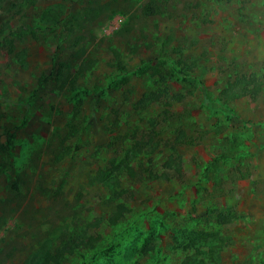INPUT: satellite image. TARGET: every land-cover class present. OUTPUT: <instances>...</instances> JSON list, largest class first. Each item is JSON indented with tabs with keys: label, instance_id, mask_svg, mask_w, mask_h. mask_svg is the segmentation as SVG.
Returning a JSON list of instances; mask_svg holds the SVG:
<instances>
[{
	"label": "rangeland",
	"instance_id": "rangeland-1",
	"mask_svg": "<svg viewBox=\"0 0 264 264\" xmlns=\"http://www.w3.org/2000/svg\"><path fill=\"white\" fill-rule=\"evenodd\" d=\"M147 1L0 6V145L14 152L0 176V264H38L69 241L61 264H264V0H158L164 13L144 17ZM238 75L263 91L228 113L217 100ZM165 87L184 99L169 100L177 118L155 142L180 127L198 144L148 154L166 101L139 102ZM171 155L181 176L123 174L128 193L114 198L112 160L161 173Z\"/></svg>",
	"mask_w": 264,
	"mask_h": 264
},
{
	"label": "trees",
	"instance_id": "trees-1",
	"mask_svg": "<svg viewBox=\"0 0 264 264\" xmlns=\"http://www.w3.org/2000/svg\"><path fill=\"white\" fill-rule=\"evenodd\" d=\"M6 1L8 2V0H0V6L4 5ZM165 5L166 2L160 3L158 0H148L141 7V14L144 17L161 15L164 13ZM10 52H12V49H10ZM179 64L185 65V67L188 68L189 71L192 70L194 66H196L195 62H193L192 65L186 63L185 58L183 59L181 58L179 60ZM117 68L122 71L125 70L120 61H118L117 63ZM165 82L166 79L163 78L162 83ZM262 91H263L262 78L257 77L255 75L252 76L238 75L237 77L234 78V80L228 81L224 86V88L222 89L217 100L218 106L222 110H225L226 112L230 113L232 110L231 106L234 102L246 97H251L252 99H256V97H258L262 93ZM163 99L166 101L165 102L166 109L162 114V120L159 121L158 119H152L151 121L152 129L149 131V135H148L149 142L146 141L148 142L147 143L148 154H150L149 153L150 151L152 152V150L156 149L158 146L162 144L155 142L157 141V135H158L156 132V128L162 125L171 124L177 118V114L171 110L172 103H170L169 100L182 102L184 99V95L181 94L171 95L168 87H165L163 92L161 91L160 94L158 93L146 94L139 102L141 108L147 109L152 103L161 102V100ZM81 103L82 102L79 101V103L76 105L77 109L81 110L80 107ZM196 144H198V141L194 137L189 135L182 128L178 127L175 129L174 136L164 140L162 146H164L166 149H169L174 153L178 148L191 147ZM139 146L141 147V143H139ZM0 154H2L3 156V161L0 167V176H2L5 173H7L12 168L13 165L14 152L10 142L0 145ZM170 157L171 158L163 166L166 170L161 173H159L156 169H154V167H151L150 165L145 166L143 163H140V165L138 163L137 167H135L131 162V158L129 157L125 158L119 163H116V161L112 160L110 163L112 169L110 170V173L107 175L106 178H108V180L110 181L112 180L113 182V183L111 182L109 183L108 181V185L112 186L113 184H115L113 186H116V189L113 193L114 198L119 200L124 194L128 193L127 189L121 188L122 179L120 177H123V174H127V177H129L132 180H137L139 182L155 181L165 178L167 170L174 171L178 176H181L182 167H183L182 157L174 156V155H171ZM149 160L151 163L152 162L151 158H149ZM100 174L101 175L103 174V170L100 171ZM123 212H124V208L123 206L120 205L118 208V212L114 213L109 218V222L113 225L117 224L124 217ZM87 240L88 242H91L94 239L88 238ZM73 244H74L73 241H69L60 249H56L52 253H47L46 256L43 258V260L38 264H61L67 256L72 255L76 250V247Z\"/></svg>",
	"mask_w": 264,
	"mask_h": 264
}]
</instances>
